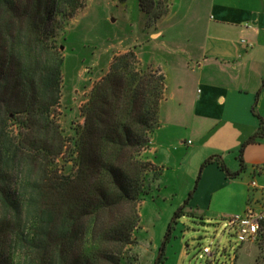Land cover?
<instances>
[{
	"label": "trees",
	"instance_id": "trees-1",
	"mask_svg": "<svg viewBox=\"0 0 264 264\" xmlns=\"http://www.w3.org/2000/svg\"><path fill=\"white\" fill-rule=\"evenodd\" d=\"M80 1L0 0V264H122L156 180L148 177L156 167L138 156L160 126L166 77L134 50L115 57L96 84L70 145L55 120L65 61L53 23L73 16ZM139 2L155 22L174 4ZM213 161L237 176L215 157L202 170ZM166 237L153 264L164 263ZM256 244L264 264V223Z\"/></svg>",
	"mask_w": 264,
	"mask_h": 264
},
{
	"label": "crops",
	"instance_id": "crops-1",
	"mask_svg": "<svg viewBox=\"0 0 264 264\" xmlns=\"http://www.w3.org/2000/svg\"><path fill=\"white\" fill-rule=\"evenodd\" d=\"M147 37L135 48L138 59L166 77L160 126L145 152L160 171L153 190L184 179L183 197L189 198L178 210L208 221L261 211L264 0H174ZM213 157L237 176L216 161L202 170ZM248 244L238 251V264Z\"/></svg>",
	"mask_w": 264,
	"mask_h": 264
},
{
	"label": "rangeland",
	"instance_id": "rangeland-1",
	"mask_svg": "<svg viewBox=\"0 0 264 264\" xmlns=\"http://www.w3.org/2000/svg\"><path fill=\"white\" fill-rule=\"evenodd\" d=\"M80 5L73 16L62 23L61 19L53 23L58 35L56 43L65 61L62 96L54 114L66 145L71 144L70 137L84 124L83 109L96 84L107 75L114 58L130 50L136 52L137 44L145 35L149 38L159 23L141 11L139 0H81ZM133 44L135 46L131 47ZM10 131L14 136L20 133L17 121L11 120ZM54 145L58 147L57 143ZM147 150L138 156L140 160L147 161ZM65 160L72 162L67 156ZM59 161V165L64 164L62 158ZM156 169L157 173L148 174L156 180L140 205L141 221L134 231L133 244L123 251L122 264H153L169 232L171 238L166 244L162 264H238L242 244L236 230L229 231L227 219L208 221L181 214L178 208L189 198V194L183 197L184 179L180 185H163L162 191L159 192L158 187L154 191L153 185L160 176ZM154 244L158 250L153 260ZM206 247L212 250L214 257L205 255ZM260 254L258 244H248L239 264H257Z\"/></svg>",
	"mask_w": 264,
	"mask_h": 264
},
{
	"label": "built area",
	"instance_id": "built-area-1",
	"mask_svg": "<svg viewBox=\"0 0 264 264\" xmlns=\"http://www.w3.org/2000/svg\"><path fill=\"white\" fill-rule=\"evenodd\" d=\"M243 42L245 43L246 41ZM251 185L256 187L255 182ZM226 219L229 231L232 232L233 230H236L238 241L242 245L257 243L261 231V224L264 223V208L257 213L248 210L244 214L233 215ZM204 253L209 257H214V253L208 247L204 249ZM235 259L236 256L233 260Z\"/></svg>",
	"mask_w": 264,
	"mask_h": 264
},
{
	"label": "water",
	"instance_id": "water-1",
	"mask_svg": "<svg viewBox=\"0 0 264 264\" xmlns=\"http://www.w3.org/2000/svg\"><path fill=\"white\" fill-rule=\"evenodd\" d=\"M163 246H165V245H163ZM159 259H160V256L157 258V261H159Z\"/></svg>",
	"mask_w": 264,
	"mask_h": 264
}]
</instances>
